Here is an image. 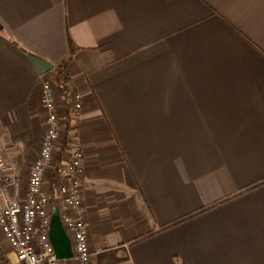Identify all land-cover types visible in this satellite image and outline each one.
Wrapping results in <instances>:
<instances>
[{"label":"crops","instance_id":"0c3cea01","mask_svg":"<svg viewBox=\"0 0 264 264\" xmlns=\"http://www.w3.org/2000/svg\"><path fill=\"white\" fill-rule=\"evenodd\" d=\"M28 54L68 61L83 95L78 115L56 102L91 252L264 264V0H0V142L23 184L46 128Z\"/></svg>","mask_w":264,"mask_h":264},{"label":"built area","instance_id":"2783aa9c","mask_svg":"<svg viewBox=\"0 0 264 264\" xmlns=\"http://www.w3.org/2000/svg\"><path fill=\"white\" fill-rule=\"evenodd\" d=\"M40 76V103L46 128L24 184L14 176L11 164L3 156L4 143L0 142V232L15 257V264H61L49 239L54 201L70 239L72 257L69 260L73 264H92L81 192L83 153L77 139L65 141L63 138L56 102L61 88L58 90L47 73ZM68 98L71 112L78 115L83 107L81 91L71 90ZM47 179L50 185L45 184ZM0 264H10L2 253ZM117 264L132 263L126 256Z\"/></svg>","mask_w":264,"mask_h":264},{"label":"water","instance_id":"95a60500","mask_svg":"<svg viewBox=\"0 0 264 264\" xmlns=\"http://www.w3.org/2000/svg\"><path fill=\"white\" fill-rule=\"evenodd\" d=\"M28 57L39 75L51 71L52 64L48 61L31 54H28ZM49 239L54 247L56 256L59 260L71 259L72 249L70 245V239L62 227L59 217V211L56 206H52L51 208Z\"/></svg>","mask_w":264,"mask_h":264},{"label":"trees","instance_id":"16d2710c","mask_svg":"<svg viewBox=\"0 0 264 264\" xmlns=\"http://www.w3.org/2000/svg\"><path fill=\"white\" fill-rule=\"evenodd\" d=\"M75 51V48L72 47V45L70 46V55H72ZM68 61H64L61 64L60 69L55 73V74H49V72H47L48 76L56 83L59 85V87L61 88V90L64 92V94L68 95V86H67V76L64 73L66 65H67ZM52 188H54V186H52ZM52 203H54V201H52ZM99 256H103V258H106L105 261L103 263L99 264H116L117 262L121 261L124 256L123 255H119L116 251H113V249L110 250H106L103 253H101ZM70 260H62V264H69Z\"/></svg>","mask_w":264,"mask_h":264},{"label":"rangeland","instance_id":"374dc122","mask_svg":"<svg viewBox=\"0 0 264 264\" xmlns=\"http://www.w3.org/2000/svg\"><path fill=\"white\" fill-rule=\"evenodd\" d=\"M53 82H54V81H53ZM54 83H55V82H54ZM54 161L56 162L57 159H54ZM45 184H47V185L49 184L48 179L45 180ZM49 185H50V184H49ZM51 204H52V206H55L54 203H51ZM51 208H52V207H51ZM113 251H116V250L113 249ZM103 252H104V251H103ZM103 252H102V251H99V253H93V255H92V264H99V260H98V257H97V256H98V254H101V253H103ZM116 252H117V251H116ZM118 254H119V253H118ZM10 256H11V258H12L10 264H15V263H16V260H14L15 258L13 257V253H11ZM123 256H124V258L126 257V255H123ZM124 258H123V259H124ZM123 259H122V260H123ZM119 262H120V261H119ZM117 263H118V262H117ZM117 263H116V264H117ZM61 264H62V262H61ZM69 264H73L71 260L69 261Z\"/></svg>","mask_w":264,"mask_h":264}]
</instances>
